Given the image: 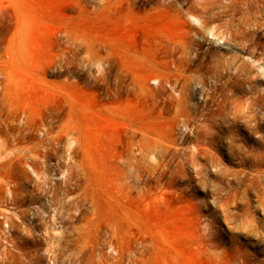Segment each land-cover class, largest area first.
Segmentation results:
<instances>
[{
  "label": "rangeland",
  "instance_id": "374dc122",
  "mask_svg": "<svg viewBox=\"0 0 264 264\" xmlns=\"http://www.w3.org/2000/svg\"><path fill=\"white\" fill-rule=\"evenodd\" d=\"M0 264H264V0H0Z\"/></svg>",
  "mask_w": 264,
  "mask_h": 264
}]
</instances>
